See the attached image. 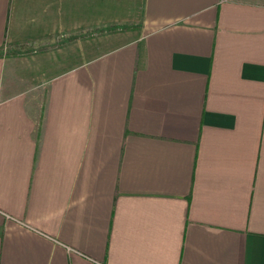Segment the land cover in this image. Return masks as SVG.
Masks as SVG:
<instances>
[{
  "label": "crops",
  "instance_id": "1",
  "mask_svg": "<svg viewBox=\"0 0 264 264\" xmlns=\"http://www.w3.org/2000/svg\"><path fill=\"white\" fill-rule=\"evenodd\" d=\"M0 264H264V0H0Z\"/></svg>",
  "mask_w": 264,
  "mask_h": 264
},
{
  "label": "rangeland",
  "instance_id": "2",
  "mask_svg": "<svg viewBox=\"0 0 264 264\" xmlns=\"http://www.w3.org/2000/svg\"><path fill=\"white\" fill-rule=\"evenodd\" d=\"M106 28H107V29H106ZM113 28H117V27H104V28L101 27V28H100V31L103 32V29L108 30V29H113Z\"/></svg>",
  "mask_w": 264,
  "mask_h": 264
}]
</instances>
